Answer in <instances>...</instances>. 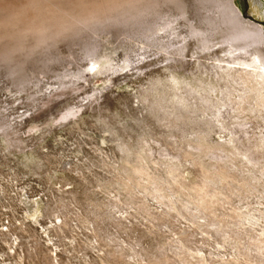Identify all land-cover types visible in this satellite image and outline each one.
I'll use <instances>...</instances> for the list:
<instances>
[{
    "label": "rangeland",
    "instance_id": "obj_1",
    "mask_svg": "<svg viewBox=\"0 0 264 264\" xmlns=\"http://www.w3.org/2000/svg\"><path fill=\"white\" fill-rule=\"evenodd\" d=\"M150 2L0 29V264H264V89L217 69L243 27L225 0ZM231 3L264 29V0Z\"/></svg>",
    "mask_w": 264,
    "mask_h": 264
},
{
    "label": "bare ground",
    "instance_id": "obj_2",
    "mask_svg": "<svg viewBox=\"0 0 264 264\" xmlns=\"http://www.w3.org/2000/svg\"><path fill=\"white\" fill-rule=\"evenodd\" d=\"M152 1L153 0H0V14L3 15V17L0 18V29H11L12 31H15V34H16L15 36H17L15 38H18L17 40H19L18 44L24 38V36H26L28 34H34V35H36V37L38 36V38L40 39V42L43 43L42 40H44L47 35H51V37L49 36L50 39L52 37H53L52 39H55V37L57 35L62 36L63 32H66V31L68 32L71 28L75 29V27H76V29H77V26H76L77 24L80 27L84 23L83 24V26H84L86 23L88 24V21H89V23H91V20H92V23H93V19L96 20V18H99V19L103 18L105 21V18L107 20L108 17L110 16L108 13H111V15H112V12H115V11H118V13H119V10H121L123 13L121 12L120 14H122L124 16V18L125 17L126 18L134 17L135 18L136 16L141 14L142 11L144 12V10H145L144 8H145L146 4L149 2L151 4ZM154 1H156V0H154ZM167 1L178 2V0H166V3H167ZM215 1H218V0H215ZM179 2H180V0H179ZM225 2L227 5L225 7H227L229 9V11L234 15L235 19L238 20L239 24L243 27V30L241 32H239L237 35H235L234 37H233L234 34H232V37L230 36V39L232 38L231 40L229 39V40H227V42L223 41L221 47L223 48V46L227 44L226 49H227V53L231 57V61L225 63L227 65L226 67H221V66L216 65L217 69L220 72H222L223 74H225L226 77L234 78V77L238 76L239 80L241 81V85H243V86H245L249 82H254L261 89H264V29L262 27H260V23H262V22H255L252 19L251 20H244L245 16H243L240 13L239 8H237L235 5H233L231 3V0H225ZM219 3L220 2H218V4ZM65 4H67L68 7L64 6ZM150 4H148V5H150ZM182 4H181V6H182ZM223 4H225V3H223ZM148 5L146 8L149 7ZM215 5H216V3H215ZM255 6H257V5H255ZM262 6L263 5L261 3L258 5V7L256 8L257 13H260V8H262ZM151 7H154V6H150V8ZM151 10H153V9L151 8L149 11H151ZM143 12H142V15H143ZM145 13L146 12H144V14ZM106 15H108V16L105 18L102 17V16H106ZM261 16H264V14H261ZM115 17H116V15H115ZM118 17L121 18L122 16H118ZM110 18H112V17L110 16ZM95 20H94V22H98V20H96V21ZM101 21H102V19H101ZM104 21H103V23H104ZM78 22H83V23H81V25H79L80 23H78ZM106 22H109V21L107 20ZM174 23H166L163 27H156L153 30L152 34L156 35L161 30H166V31L168 30V31H171L170 35L175 36V37H179V34L176 33V28L174 26H172V24H174ZM72 25L75 27H73ZM214 26L215 25H213L212 27H214ZM216 27H218V26H216ZM205 29H207V28L205 27ZM218 30L216 31V33L219 32ZM7 31H9V30H7ZM192 31H194V30H192ZM189 32L191 33V31H189ZM209 32L211 33V31H209ZM198 33H199V31H198ZM8 34L9 33H7V35ZM195 35H197V34H195ZM207 35L209 36V34H207ZM128 38H130V41H131L130 35H128ZM185 38L183 37L181 39V42H180L182 44V45L180 44L181 47L179 48L180 54L183 53V51L186 49L187 45L190 44V43L189 44L187 43ZM195 38H197V37H195ZM39 39L37 40L38 42L36 41L37 43H39ZM209 40H211V39H209ZM238 40H241V41H239V43L243 42V41H245V42L247 41L246 42L247 44H245L243 46H238V44H236L238 42H234V41H238ZM232 41L236 45H234L232 43ZM211 42H210V45L213 44ZM21 43H22V41H21ZM144 47L146 48L147 45ZM211 47H213V46L211 45ZM173 48H174V45H172L170 42V45L168 44V45L161 46L160 51L166 52L167 54H171V53H168L167 51H169L170 49H173ZM201 48L204 51V48L206 50H208L210 47H208V45L204 44V48H203V44H202ZM221 51H223V50H221ZM223 55H224V53H223ZM91 61H93V60H91ZM216 61L218 63H220V60L216 59ZM221 61H225V60H221ZM225 64H224V66H225ZM108 65H109V60H107L105 58H102L99 60L97 59L95 62L92 63V70H94V71L104 70L105 71ZM230 65H231V67H229ZM214 69H215V67H214ZM220 75H222V74H220ZM220 75L218 72H213V73H210L208 76L211 78V81H212V80H214L213 78L218 77ZM231 78H230V81H231ZM222 80H224V79H222ZM211 81H210V83H211ZM210 83H207V84H210ZM214 86H215V84H214ZM218 87H219V85H218ZM209 90H210V88H209Z\"/></svg>",
    "mask_w": 264,
    "mask_h": 264
}]
</instances>
